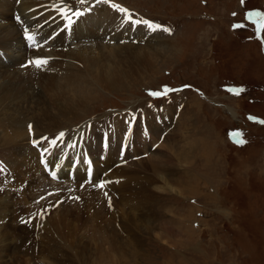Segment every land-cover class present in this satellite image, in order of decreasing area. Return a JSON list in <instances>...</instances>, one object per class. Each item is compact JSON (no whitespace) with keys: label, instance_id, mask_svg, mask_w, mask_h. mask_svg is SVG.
Wrapping results in <instances>:
<instances>
[{"label":"rangeland","instance_id":"obj_1","mask_svg":"<svg viewBox=\"0 0 264 264\" xmlns=\"http://www.w3.org/2000/svg\"><path fill=\"white\" fill-rule=\"evenodd\" d=\"M43 1L45 4L49 2ZM66 1L67 3L71 1L84 12L83 16L91 21L95 18L101 19V14H97V10L116 11L123 19L126 15L111 6L114 4L112 0H103L101 6H95V0H89L85 8L77 6V0ZM20 2L21 0L18 1V5ZM120 2L147 16L169 23L175 33L151 34L146 25H135L143 37H137L136 33L132 32L130 35H133L134 39L131 43L125 42L127 39L123 40L124 37L121 39L114 37L111 44L113 50L110 53L106 52L103 60L96 59L95 62L85 60L86 64L75 56L72 58L76 59L64 60L66 58L64 54H68L65 48L71 44L69 42L64 46L67 43L65 38L63 41L58 38L60 45L55 48L56 52L64 57L56 54L62 60H50L47 62L48 69L46 66L37 68L33 64L26 68L20 65L21 59H11L15 64L8 66L11 71L8 67L4 68L3 75L2 70L0 71V87L7 86L6 97H11L9 104H2L4 111L10 118L24 119L33 116L34 122L47 123L44 120L43 98L54 95L57 97L60 93L67 96L65 91L55 88L53 84L68 81L69 72L73 74L79 71L84 78L77 83L78 93L91 91L94 97L89 98L83 105H77L76 111L80 115L72 118L73 122L67 123L65 127L51 132V138L60 132L76 128L77 123L84 118L102 122L114 114L115 108L125 106L130 110L138 108L137 113L142 111L148 113L153 110L152 108L158 109V104H161L163 112L177 113L176 125L168 128L169 132L164 142L157 146L156 150L155 148L152 150V146L158 141V111L136 119L130 129L131 132L128 123L116 120V125L110 126L106 132L100 131L96 146L93 144L94 135L83 142L84 145L81 147L98 149L96 158L88 152L76 149L67 151L62 156L68 172L74 166H81L83 169L82 162L86 159L92 160L98 170L94 176L96 179L93 178L94 182L105 180L108 173L105 170L108 168L113 170L115 167L126 166L123 161H127L129 169L134 165V171H139L133 183L127 182L128 185L134 186L131 192L124 187L126 181H120L117 185L115 181L110 184L105 180L106 185L101 188L102 194L81 187L77 192L67 188V191L60 192L65 194L52 197L57 191L48 190L42 194L44 191L39 188L35 179L24 180L21 196L18 198L20 202L12 205L13 210L18 208V212H21L17 217L12 213L13 224L24 234L30 232L29 236L33 240L56 247L52 250H47L48 247L40 248L41 251L35 249L25 255V258L16 254L20 258H16L18 262L7 255L4 257L5 263L25 264L28 257L27 260H30L31 264H264V125L258 124L264 120V39L261 43L257 33L250 29L249 21L253 18L248 15L250 12L247 10L256 6L262 8L263 15L260 16L259 22L264 37V0ZM17 7L13 8V12H18ZM13 12L0 15V26L3 21L7 30L10 28L16 31ZM16 15L22 22L19 14ZM76 21V24H73L74 29L80 33L79 28L83 22L77 18ZM231 22L233 27L237 22L242 28L232 30ZM3 28L0 29L1 38L5 37L6 33L10 34ZM97 28V23L82 26L86 34L82 39H78L79 43L94 41L97 37L94 33ZM19 31L15 33L18 36L16 45H20L23 40ZM113 31L115 30L110 28L108 32L106 30L102 34L99 33L100 41L104 43L105 34L111 35ZM135 39L147 40L135 44L133 43ZM94 43L96 54H100ZM14 44H4L3 48L6 45L11 51L13 46L11 53L17 55L18 48ZM25 47L26 44L22 48L26 50ZM27 50L29 54L32 53L31 50ZM152 51L158 55L153 56L150 54ZM25 54L28 53H24V56ZM35 58H39L38 54ZM105 62L117 71L111 78V84L95 78L97 72L104 70ZM49 77L54 80L48 79ZM184 83H189L192 89H197L205 98L188 86H181ZM235 83H243L239 88V94H229L230 91L238 92ZM161 84L177 86L173 89L176 92L173 93H178L174 95L171 93L169 94L172 95L171 98L167 97L170 99L163 100H160L159 96L149 94L150 91L161 90ZM18 98L21 103H17ZM35 99L37 103L34 104ZM178 104L180 105L177 106ZM53 109H56L54 115L57 116L59 105ZM256 114L259 115V122L253 119ZM124 116L127 118V115ZM62 117L49 123H54ZM8 124V121L4 124L0 120V156L8 160L10 169L22 179L23 172L17 161L18 156L5 145L7 141L12 140L11 134H19L20 129L13 130L14 127ZM138 124L147 128L151 134L150 140L143 138L145 132L141 133ZM133 126L136 127L134 130ZM98 127L93 129V134ZM233 129V139L236 141L229 138V132ZM32 131H28L29 142L39 151L41 146L32 144L31 139L33 135H38V132L35 127ZM132 134L135 137L134 141L131 140ZM244 134L246 140L243 139ZM45 135L46 133L39 134L41 137ZM60 140L61 138L58 141ZM126 140L128 145L124 147ZM126 148L127 152L122 155V149ZM145 152L148 156L141 158L139 155ZM84 154L91 158L83 157ZM71 155L76 158L75 164L74 159H70ZM60 156L61 154H58V157ZM119 173L125 175L122 171ZM150 175L158 178V187L148 179ZM118 180L123 179L116 176V181ZM114 183L116 188L112 187ZM140 189L145 190L143 197L148 202L150 197L146 193L154 191V195L151 196L154 202L149 205L152 207L150 209L157 212V224H149L151 230L145 228L147 225L145 220L149 222L152 217L145 209L142 210L143 204L132 194L133 192L141 194ZM82 193L87 194L86 204L89 207L75 211L73 205L78 203L77 197ZM128 195L133 197V201L125 199L129 197ZM115 201L117 204L113 206V210L107 208ZM134 202H138L139 206L138 209L134 207L132 210ZM57 207L59 208L53 211ZM129 209L136 211L134 215L136 218L139 213L137 220L145 223V230L141 231L144 239L142 244L139 241L135 244V238L130 237L127 240V231L122 229L120 216L124 212L128 215ZM31 214H34V217L30 221ZM38 223L43 225L40 226ZM137 250L142 254L134 253Z\"/></svg>","mask_w":264,"mask_h":264},{"label":"bare ground","instance_id":"obj_2","mask_svg":"<svg viewBox=\"0 0 264 264\" xmlns=\"http://www.w3.org/2000/svg\"><path fill=\"white\" fill-rule=\"evenodd\" d=\"M18 1L19 0H0V15H8V13L10 11L13 12L14 11L13 8L17 7ZM49 1H51V0H49ZM119 1H121V0H119ZM43 2H44L43 0H21V2L19 3V5L17 7L18 8V12L16 11V13H18L19 16L21 17L22 24L24 22H29V24H28L29 26L25 24L27 29H28V31H26L27 34H33V32L34 33L36 32L38 34V36H36L35 38H36V40L38 41L39 44H41V42H43L44 39L41 36L39 26L36 27L38 25L37 21L36 20L34 21L32 16L34 14L40 12L41 10H43V7H41ZM103 2H104L103 0H100L99 2H97L95 0L94 1V5L95 6H101V5H103ZM56 3H57V7H50V9H47L43 13V15L48 18L49 15L51 14V10H52V11L58 13V15H59V17H58L59 23H60L61 20L63 22H65L63 20V17H62L63 12H61V9L64 7V5L67 3V1L66 0H57ZM76 3H77L76 5L79 6L80 8H85L84 6L86 5V3H89V0H85L84 3H81L80 0H77ZM57 8H59V9H57ZM97 14H101V19L100 20H97L95 18L93 21H91L90 19H86L84 16L79 17V18L76 17L78 20H80L83 23H82L81 27L79 28V32L80 33H77V31L74 29V25L69 27V29L71 28L72 30H69L70 31V35L68 34L67 36H68L69 41H70L71 44H70V47L65 48L66 51L68 52V54H64L65 57H66L64 60L76 59V58H72V57L75 56V57H79L78 60L83 62V64H86L84 62L85 60L94 61V62L97 61L96 59L103 60V58H105L104 54L106 52L110 53L111 50H113L111 48V46H112L111 44H108V43H105V42L104 43L101 42L100 38L98 36L100 35L99 33L102 34L106 30L108 32L110 28H113L115 31H117V28L121 27V25L123 23V17L121 15H118L116 13V11L109 12L108 10H97ZM5 18H6V16L3 19H5ZM2 22H1L0 29L2 27H4L3 30H5L6 32L7 31L10 32V34L6 33L5 37H3V38L0 37V71L2 70L1 75H3V73L5 72L4 68H6L8 66H15V64L11 61V59H21L20 63H23L24 61H26V58L28 57V54H29V52L27 50L29 48H26L27 46L25 47L26 50H24L22 48L26 44V43L25 44L22 43L23 41H25L24 39L22 40L20 45L19 44L16 45V43H15V41H16V39L18 37L15 33L17 31H19V29H20L19 26L17 25V23L15 21H13V24L17 28L15 29L16 31H14V30L12 31L10 28L7 30V27H5V25ZM17 22H20V20L17 21ZM87 23L88 24H93V23H97L98 24V28L94 32L97 37L94 38V41L79 43L78 39H82V37L86 34L85 32H83L82 26L87 25ZM30 26H32L33 28H31ZM66 26H68V23L65 25V27ZM49 27H50V25L47 26L44 29V32ZM65 27L58 28L57 31H60L62 33L64 31ZM101 29H102V31H100ZM142 29H143V27H142ZM29 31L32 32V33H30ZM122 31H129V34L134 32V33H136L137 37H143L142 32H140V29L137 28L135 25H131V24H129V26L125 25L123 27ZM19 33L21 34V30L19 31ZM63 34H65V32H63ZM13 36H14V38H13ZM108 36H110V34H105V37H108ZM9 43H13V44L15 43L14 45L18 48V50H17L18 54L17 55L12 54L13 53V46L11 47V51L8 49V46H6V45L3 48L4 44H9ZM93 43H94V45H97V49H98L100 54H96V50L93 48ZM118 47H119V44H118L117 48ZM34 49L35 48L30 49L32 51V53H30L29 57H35L38 53H40L42 55L50 54V53L45 52V51H47V49L44 50V51L40 50L39 52H38V50L40 49V47L36 51H34ZM23 52L24 53H28V54H25V56H24ZM2 53H4V55L7 56V62L3 60ZM54 54L55 55L59 54L61 57H64V55H62L60 53H54ZM150 54H152L153 56H157L158 55V53H156L155 51H152V53H150ZM111 55H112V53H111ZM107 58H108V56H107ZM105 64H106V66H105L104 70L102 72L101 71L97 72V74L95 75V78L98 79V80H104L107 83L111 84V78L115 76L117 71H116V69H113L108 62L107 63L105 62ZM30 67H31V65L28 66V68H30ZM8 69H9V71H11V69L9 67H8ZM8 75H10V74H8ZM68 77H69L68 81H63V82H60V83L59 82H55L53 84V86L55 88H58V89L60 88L61 90L65 91L64 93H67V96H64L62 93H60V94H58L57 97H56V95H54L52 97L45 96L43 98V103H44V106H45V108H44V111H45L44 120L47 121V123L43 122V121H35L34 122L33 118H32L33 116H28L27 118H24V119L22 117L10 118L7 115V113L4 111V107L2 106V104H9V99L11 97L10 98L6 97L7 96V86H1L0 87V120L4 124L8 121L9 124L12 127H14L13 130L20 129L19 134H11L12 140L7 141V143L5 145H7L12 151L16 152V154L18 156V160L17 161H19L20 166H21L20 170L23 172L22 179L18 178V175L13 173V170L10 169V163L8 162L7 159L5 160L6 162H5V164H4L3 168H2V171H0V173H1V177H0V264H6L5 263L6 260H5L4 257L7 256V255H10L11 256L10 258L14 259L15 262H18L19 260H17L16 258H18V259H20V258H19V255H16V254H20V256L22 258H25V255L27 256V254H29V252L32 253L33 251H35V249H39L40 250V248L48 247L47 250H52L53 247H56L55 245L48 246V244H41L40 242H38L36 240H33L32 237L29 236V233H30L29 231H31L32 228L30 230H28L29 233H27L28 234L27 235V234H24L17 227V225L13 224L12 213L15 214L14 217H17L21 212H18L19 211V210H17L18 208H15L13 210L14 207L12 205L17 203L18 202V198L21 196L24 180L35 179L37 181L36 183H38V185H39V188L44 191V192H42V194L47 193L48 190L49 191L53 190V192L57 191L56 194H54V195H53V193L51 194V195H53L52 197H54V196L57 197L58 195L65 194V193H60V192L61 191H67L68 190L67 188H72L76 192H77V189L81 188V187L86 188L87 191L94 190L96 192H100V193L102 192L101 188L96 187V182L93 181L92 183H85V175L86 174H85V172L84 173L82 172L81 166H74L73 167V170L75 172V177L74 178L69 176V172L66 170L65 164H64L65 159L62 156H64V154L67 152L68 147H69V151L75 150V149L72 148L71 146H68V145L63 146L65 143H69V140H68L67 137H64V138L60 137L61 138L60 142L57 141V142H59L57 145L51 146V148H54V149L63 146V148L61 150V153H55L54 150H48L49 153H47V152H44V150H42L41 148H39V151H38L37 147L36 146L33 147L32 145H30V142H29L30 137H29V132L27 130H28V124L30 122L34 123L33 126L36 128V131L38 132L37 133L38 135H36V136H39V134H42V133L49 134L51 132L56 131L59 128L65 127V125H67V123L73 122V121H71L72 118H76L77 116L80 115L79 112L76 111L77 108H78L77 105H83L86 102H88L89 98L94 97L93 92H91V91L78 93V85H77V83L79 82V80H82L84 78V75L82 73H79V71L77 73H73V74L69 72ZM72 77L74 78V81H72ZM48 79H53V78L49 77ZM18 81L20 82L21 79L18 80ZM50 88H51V90H55L53 87H50ZM65 88H67V90H65ZM17 103H21V100L19 98L17 100ZM33 103L34 104L37 103V99H35L33 101ZM57 104L59 105V114L57 116H55L54 113H55L56 109H53V107H57ZM162 114L166 115L169 119H168V121H165L163 123V126L158 124V139L160 138V136L162 135L163 132H167L168 128H171L172 126L174 127L176 125V122H177V116L174 117V114H170V113H167V112H162ZM60 116H63V117L60 118L59 120L55 121L54 123H49V121L54 120V119H56V118H58ZM18 118H21V120H19ZM25 127L27 128L26 130H25ZM42 130L44 132H41ZM76 132L77 131H75V133ZM99 133H100L99 130H95V133L93 134L94 137H95V143H93V144H95V146H96V144H98L97 143V135ZM31 138L33 139V141H35L34 137H31ZM164 140H163V142H164ZM33 141H32V144H35ZM122 143L123 142L121 141V146H122ZM127 143H128L127 140L124 141V145L123 146L126 147L128 145ZM38 145L40 146V145H44V144L39 142ZM82 145H84V144L81 143V146ZM127 148L125 150V153L127 152ZM92 149L93 150H91V151L95 152V153L92 154V157L96 158L97 157L96 153H98L97 152L98 149H96L95 147H93ZM41 150L44 152V155L41 154ZM49 154H51V156H48ZM58 154H61V156L58 157ZM41 156L43 157V160H45V162H46L45 164L48 165V166H46L47 168L49 167L50 170H53L56 173L58 172L59 174L61 172L60 180L59 179L57 180V179L49 177V175L45 172V170H44V168L42 166L44 164L41 163V159H40ZM142 157L143 156H141V158ZM12 159H14L13 154H12ZM34 161H36V162L34 163ZM123 162L125 163L126 166L115 167L113 170H112V168H110V169L108 168V170H105L106 172H108L107 175H109L108 178H107V175L105 177L106 183L109 182L110 184H112V182H114V181L116 182L117 185L120 183V181H126V183L128 182L129 184L133 183V179H135V177L138 176L139 171L138 172L134 171V165L133 164H132L133 168L129 169L128 168L129 167L128 166V162L127 161H123ZM90 164L93 167V176H92V180H93V178L96 179L94 176L98 173V170L94 166L93 161L90 160V159H86L85 161L82 162V167H84L85 165H86V167H88ZM135 165H136V163H135ZM51 166H52V169H51ZM75 167L77 168V172H76V168ZM126 168H127V170H126ZM110 171H113V172L109 173ZM120 171L125 173V175H120V173H119ZM154 171H156V169H154ZM33 176L35 178H32ZM56 176H57V174H56ZM116 176L121 177V179H123V180L116 181ZM148 179L152 181V184H154L155 187H158V178H156L155 176L150 175L148 177ZM105 180L103 179V181H105ZM144 182L146 183V181H144ZM126 183L124 184V187H126L127 190L131 192V190L133 189L134 186L128 185V183L127 184ZM116 184L114 183L112 185V187L116 188ZM104 185H106V184H104ZM31 187H34V186L31 185ZM106 187H108V186H106ZM39 188H38V190H40ZM142 189H140V190H142ZM144 191L145 190L140 191L141 194H136L134 192L132 194L135 196V199L139 200L143 204L142 210L145 209L148 212V214L152 217V220L149 221V222L145 220V223H147V225H145V223H142L141 221L137 220L139 218V216H140L139 213L137 215L138 218L134 217L136 211H132V210L134 209V207L137 208V206H139L138 202L132 203L133 204L132 205V210L129 209L128 215H125L124 214L125 212H124L120 216V222H121L123 227L121 225L120 226L122 227V229L125 232L127 231L128 237L126 239L128 240L130 237L131 238H135L136 239L135 240V244H138V241H139V243L142 244V241H144V239H143V237L141 235V231L145 230L144 229V225H145V228H149V230H151L150 227H149V224H151V223L155 224L156 223V219H157V217H156L157 212L154 211L153 209H150L152 207H151V204L149 205V203H153L154 202V200H152V198H151V196L154 195L153 194L154 191H152L151 193H146V195H148V197H150L149 198L150 202H148V201H146L144 199V197H143L145 195ZM29 194L32 195L31 193H29ZM36 195L39 196L38 193ZM36 195L34 194V196H36ZM86 195L83 194V193L78 195V197H79L78 203L76 205H73V206H75V211H78L81 208L87 209L89 207V205L86 204V202L88 201V198H87ZM140 195H142V196H140ZM46 196H47V194H46ZM117 197H119V195H117ZM30 199H28V201ZM97 199H99V198H97ZM125 199H127L128 201H133V197L132 196L126 197ZM44 201L45 200H43V202ZM34 202H36V201H34ZM111 203H110V205H108L107 208H109L110 210H113V206L115 204H117V203H116V201L114 203H112V204ZM118 203H120V202H118ZM24 207H26V206H24ZM59 207L55 208L53 211H56ZM102 207H101V209H102ZM122 207H124V206H122ZM96 208H98V206ZM96 208L94 209V212H95ZM99 208H100V206H99ZM101 209H99V210H101ZM97 212H98V209H97ZM33 213H34V210H33ZM141 215H142V213H141ZM28 218H30V217H28ZM114 220H116V219H114ZM26 221H27V219H26ZM20 228H22V227H20ZM26 232L27 231H25V233ZM118 233H119V231H118ZM47 243H48V239H47ZM53 251H54V249H53ZM134 253H136L138 255L142 254L138 250L135 251ZM26 258L28 259V257H26ZM27 259H25L27 261L25 264H31L30 260H27Z\"/></svg>","mask_w":264,"mask_h":264},{"label":"snow or ice","instance_id":"obj_3","mask_svg":"<svg viewBox=\"0 0 264 264\" xmlns=\"http://www.w3.org/2000/svg\"><path fill=\"white\" fill-rule=\"evenodd\" d=\"M80 2L81 3H84L85 0H80ZM97 2H99V0H97ZM112 7L113 8H118V10L120 12L125 13L127 15L128 21H132L134 24H144L151 31H156V30L162 29L163 31H169L170 32V29L164 28L161 24L155 23V22L150 21V20H135V21H133V17L129 13V10L127 8L121 7L120 5H117V4H112ZM61 12H64V9L63 8L61 9ZM83 15H84V12L81 11V10H79V9H75L73 11V16H75L77 18L82 17ZM248 15L251 17L253 15H261V14L260 13L250 12ZM73 16H67L66 17V19L68 21V27H71L74 23L77 22L76 20H73ZM17 19H19V17H17ZM237 27H239V25H237ZM258 31H259V29H258ZM26 35H27V32H26ZM28 38L31 39L30 36ZM28 63L29 64L34 63L37 68H40V67L44 66L45 64H47V59L37 58L36 60L29 61ZM167 91H168V89L165 86V90L164 91H162V92H160V91H150L149 94L152 95V96H160V95H166L167 94ZM262 123H264V121H262ZM29 128L31 129V125L29 126ZM63 135H64V133H60V136L61 137ZM41 139H44V138H41ZM33 142L34 143H38V141H33ZM55 143H56V141L53 140L52 141V144L55 145ZM241 143H243V141H241ZM51 175L53 176V178H56V172L55 171H53L51 173ZM96 186L97 187H100V188H103L104 187V182H101L99 185H96ZM105 195H107V193H105ZM77 199H79V197H77Z\"/></svg>","mask_w":264,"mask_h":264}]
</instances>
